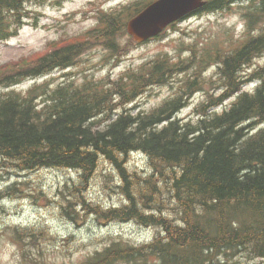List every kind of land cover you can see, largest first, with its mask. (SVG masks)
Masks as SVG:
<instances>
[{
  "label": "trees",
  "instance_id": "16d2710c",
  "mask_svg": "<svg viewBox=\"0 0 264 264\" xmlns=\"http://www.w3.org/2000/svg\"><path fill=\"white\" fill-rule=\"evenodd\" d=\"M239 1L208 0L203 9L220 10ZM246 1L256 4L254 12L264 20V0ZM28 2L0 0L1 40L24 24ZM131 14L121 8L103 13L100 28L92 35L100 31V37L112 39L123 32ZM253 37L223 59L221 70L235 89L243 65L264 50V32ZM86 45L79 40L37 61L25 60L0 69V155L4 164L23 171L78 169L82 187L73 195L85 212L100 221L135 219L162 230L163 235L141 245L114 242L83 264H231L233 257L241 254L251 261L264 259V128L260 127L264 90L243 93L228 112L207 115L204 111L205 117L196 123L171 118L185 105L186 97L200 88L197 78L189 79L187 88L151 112H133L127 107L148 83L163 84L190 68L194 57L187 56L177 63L156 62L148 76L132 72L128 82L113 84L110 89L94 87L89 81L85 88L73 83L48 88L42 93L43 105L34 103L35 89L29 94L6 91L27 77L71 65ZM229 95L228 91L213 104ZM101 122H107L103 129ZM138 150L146 153L154 168L149 178L130 174L126 168L129 153ZM102 157L120 173V190L127 200L121 207L104 209L86 201L82 194ZM156 174L163 176L177 204L175 220L164 214L163 190Z\"/></svg>",
  "mask_w": 264,
  "mask_h": 264
},
{
  "label": "rangeland",
  "instance_id": "374dc122",
  "mask_svg": "<svg viewBox=\"0 0 264 264\" xmlns=\"http://www.w3.org/2000/svg\"><path fill=\"white\" fill-rule=\"evenodd\" d=\"M90 1L96 5L90 6ZM133 0H38L30 5L31 19L19 30L17 35L7 41H0V66L9 62H18L23 56L35 55L52 41L63 42L85 32L95 23V10L101 7L109 9L119 3ZM256 4H237L226 10L210 14L193 16L181 22L177 31H170L162 39H156L144 45L132 44L129 35L121 33L115 38L119 48L127 50L126 57H120L119 65L111 62L112 55H118L117 48L99 44L83 53L72 70H56L39 80V84L58 85L68 79L67 74L75 73V80L80 83L86 77H100L108 72L115 76L125 70L136 67L145 61L168 54L178 59L187 57L188 43L203 49L224 50L226 46L234 49L250 37L252 31H264V21L256 16L248 18ZM114 45V43H113ZM204 50V49H203ZM181 55V56H180ZM121 56V55H119ZM122 60V61H121ZM253 62L243 68L252 77L253 71L263 70L264 52L253 54ZM112 64V65H111ZM198 72L206 82L181 112L189 117L195 106L208 101L210 92L217 93L225 87V80L212 70V67L198 69L192 67L182 74H177L172 81L163 86L153 85L136 103L134 112L139 108L150 109L159 105L167 97L174 95L178 86ZM198 76V75H197ZM34 80L22 82L18 88L27 89ZM258 81L251 80L245 89H254ZM232 99L227 100V104ZM133 108V106H130ZM199 111L194 114L198 117ZM105 122L99 123L103 128ZM129 157V171L139 172L137 164L147 167L148 163L139 155ZM117 174V175H116ZM162 174V173H161ZM156 177L158 187L163 190L160 199L164 214L175 220L177 204L171 199V191L162 175ZM81 173L66 169H38L26 172L4 170L0 173V264H80L97 250L103 249L112 240L120 239L132 244L150 240L159 233L158 228H145L135 221L102 224L89 214L81 217L79 210L74 214L75 200H68L73 192L72 186L81 181ZM121 176L115 165L101 160L100 167L92 179L85 182L82 194L86 201L100 203L105 207L112 204L124 205L125 196L118 188ZM67 184V186H66ZM13 188L10 190V188ZM67 191V192H66ZM10 195L2 199L4 194ZM63 195V196H62ZM81 210V208L79 207ZM67 210L69 212H67ZM159 215L160 212L157 211ZM179 220V219H178ZM235 264H247L246 257L236 259Z\"/></svg>",
  "mask_w": 264,
  "mask_h": 264
},
{
  "label": "water",
  "instance_id": "95a60500",
  "mask_svg": "<svg viewBox=\"0 0 264 264\" xmlns=\"http://www.w3.org/2000/svg\"><path fill=\"white\" fill-rule=\"evenodd\" d=\"M202 0H159L138 14L130 23L129 31L136 39L144 40L157 34L169 22H172L191 9L196 8Z\"/></svg>",
  "mask_w": 264,
  "mask_h": 264
},
{
  "label": "bare ground",
  "instance_id": "6f19581e",
  "mask_svg": "<svg viewBox=\"0 0 264 264\" xmlns=\"http://www.w3.org/2000/svg\"><path fill=\"white\" fill-rule=\"evenodd\" d=\"M238 78V77H237ZM237 81V80H236ZM257 133V132H256ZM105 158V157H104ZM159 166V165H158ZM35 169V168H34ZM141 171V170H140ZM117 175V174H116ZM169 178V177H168ZM66 186H67V184H66ZM68 187V186H67ZM67 192V191H66ZM63 196V195H62ZM135 220V219H134ZM147 220V219H146ZM175 258V257H174Z\"/></svg>",
  "mask_w": 264,
  "mask_h": 264
}]
</instances>
